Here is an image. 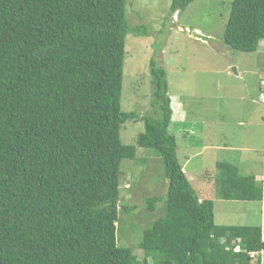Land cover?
I'll use <instances>...</instances> for the list:
<instances>
[{
  "label": "trees",
  "instance_id": "obj_1",
  "mask_svg": "<svg viewBox=\"0 0 264 264\" xmlns=\"http://www.w3.org/2000/svg\"><path fill=\"white\" fill-rule=\"evenodd\" d=\"M171 1L173 15L194 1L228 2L224 41L234 52L264 41V0ZM127 5L0 0V264H262L263 227L217 224L214 201L183 171L167 72L154 59L155 115L122 110L126 38L147 34L130 25ZM128 121L145 126L136 144L122 142ZM139 149L161 159L168 181L165 195L144 200L149 215L159 204L163 214L131 226L142 260L118 243L121 209L133 214L120 203L122 163L140 162ZM216 169L217 198L264 201V178Z\"/></svg>",
  "mask_w": 264,
  "mask_h": 264
},
{
  "label": "rangeland",
  "instance_id": "obj_2",
  "mask_svg": "<svg viewBox=\"0 0 264 264\" xmlns=\"http://www.w3.org/2000/svg\"><path fill=\"white\" fill-rule=\"evenodd\" d=\"M171 3L128 0L130 25L145 27L147 34L129 33L126 38L122 110L155 115L150 76L154 59L167 72L171 99L179 100L183 107L181 119H174L169 131L177 140L179 163L200 199L214 201L215 222L219 225L264 228V201L222 200L216 197L214 185L219 162L237 166L241 175L264 178V81L260 85L264 80V41L255 53L234 52L227 47L224 32L231 7L228 2L194 1L179 15H173ZM233 63L240 74L245 72L244 80L233 67L227 73L226 67ZM243 81L254 96L261 93L259 100L252 101L246 94ZM144 131L142 122L128 121L121 130L122 142L136 144ZM137 158L138 163L128 159L122 163L120 203L133 208V214L126 216L121 209L118 243L132 247L142 260L141 232L131 226L135 223L142 229L163 214L159 204L158 210L149 215L144 200L165 195L168 181L163 163L153 151L139 149ZM261 261L264 264V253Z\"/></svg>",
  "mask_w": 264,
  "mask_h": 264
},
{
  "label": "crops",
  "instance_id": "obj_3",
  "mask_svg": "<svg viewBox=\"0 0 264 264\" xmlns=\"http://www.w3.org/2000/svg\"><path fill=\"white\" fill-rule=\"evenodd\" d=\"M259 49V48H258ZM236 65L233 63L231 66H230V64L228 65V67H226V71H227V73H229L230 72V67L232 68H235L236 69V72H237V76L239 77V78H242V80H244L245 79V77H243V75L245 74V72H242L241 74L239 73V71L237 70V68L235 67ZM233 68H232V70H233ZM264 80H262L261 82H263ZM260 82V83H261ZM261 85V84H260ZM242 87H243V89H244V91L246 92V94H248V96L249 97H251L252 98V101H255V100H259L260 99V94L261 93H259V94H256V96H254V91L252 90V89H249L250 88V85L248 84V83H246L245 81H243V83H242ZM260 89H262V88H260V86H259V90ZM242 97H244V95H242ZM172 107H173V110H174V115H173V120L175 119V120H179V119H181L180 118V115L182 114V109H183V107H182V105L179 103V100H175L174 98L172 99ZM196 128H193V129H191L192 131H194L195 132V134H197V132H196V130H195ZM263 157H264V154H263ZM263 177H264V172H263ZM262 179V178H261ZM257 180H258V177H257ZM263 227V226H262ZM264 229V228H263Z\"/></svg>",
  "mask_w": 264,
  "mask_h": 264
},
{
  "label": "built area",
  "instance_id": "obj_4",
  "mask_svg": "<svg viewBox=\"0 0 264 264\" xmlns=\"http://www.w3.org/2000/svg\"><path fill=\"white\" fill-rule=\"evenodd\" d=\"M236 250H238V248H237ZM254 256H255V254H254V253H252V254H251V257H254Z\"/></svg>",
  "mask_w": 264,
  "mask_h": 264
},
{
  "label": "water",
  "instance_id": "obj_5",
  "mask_svg": "<svg viewBox=\"0 0 264 264\" xmlns=\"http://www.w3.org/2000/svg\"><path fill=\"white\" fill-rule=\"evenodd\" d=\"M233 71H234V73H235V74H237V72H236V69H235V68H233Z\"/></svg>",
  "mask_w": 264,
  "mask_h": 264
},
{
  "label": "clouds",
  "instance_id": "obj_6",
  "mask_svg": "<svg viewBox=\"0 0 264 264\" xmlns=\"http://www.w3.org/2000/svg\"><path fill=\"white\" fill-rule=\"evenodd\" d=\"M176 15H177V13H176ZM183 171H184V170H183ZM237 248H238V250H236V251H239V247H237ZM237 248H236V249H237Z\"/></svg>",
  "mask_w": 264,
  "mask_h": 264
}]
</instances>
